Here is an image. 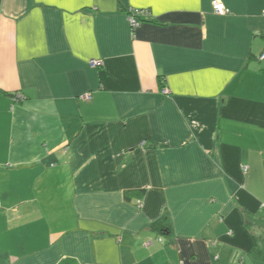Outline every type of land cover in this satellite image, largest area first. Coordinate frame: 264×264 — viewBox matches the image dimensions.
<instances>
[{
    "label": "crops",
    "instance_id": "crops-1",
    "mask_svg": "<svg viewBox=\"0 0 264 264\" xmlns=\"http://www.w3.org/2000/svg\"><path fill=\"white\" fill-rule=\"evenodd\" d=\"M263 12L0 0V264H264Z\"/></svg>",
    "mask_w": 264,
    "mask_h": 264
},
{
    "label": "trees",
    "instance_id": "trees-1",
    "mask_svg": "<svg viewBox=\"0 0 264 264\" xmlns=\"http://www.w3.org/2000/svg\"><path fill=\"white\" fill-rule=\"evenodd\" d=\"M140 23H141V21H140ZM138 193H142V192H138ZM250 219H251V222H250L251 226H253V225L257 226V225H261L264 223V221H262L261 219H256L254 217L250 218ZM151 229H152V231L158 232L159 234H162L164 236L171 235L170 223H169L168 218L165 219V217L154 222L151 225ZM250 253H251L254 260H257V261L264 263V241L262 243L258 244L254 240V243L252 245ZM57 264H78V263L74 259L65 258V259H62L61 261H59Z\"/></svg>",
    "mask_w": 264,
    "mask_h": 264
},
{
    "label": "built area",
    "instance_id": "built-area-1",
    "mask_svg": "<svg viewBox=\"0 0 264 264\" xmlns=\"http://www.w3.org/2000/svg\"><path fill=\"white\" fill-rule=\"evenodd\" d=\"M212 10L213 13L219 16H227L230 12L228 9L225 8V6L218 2H212ZM148 12L146 10H130L128 14V23L130 24L131 27L135 28L140 24L139 18L143 15H146ZM264 16V12H263ZM261 60H264V53L260 56ZM91 68H100L103 66V61L102 60H91L89 63ZM167 90L162 89V94H166ZM89 96H86L84 98H88ZM24 98L20 94H16L13 98L14 102H20ZM244 171L247 170V168H243ZM137 204L139 207H141V201H137ZM1 208V206H0Z\"/></svg>",
    "mask_w": 264,
    "mask_h": 264
}]
</instances>
